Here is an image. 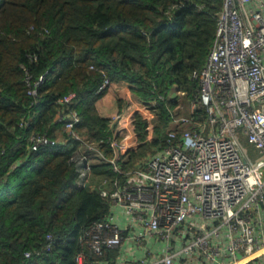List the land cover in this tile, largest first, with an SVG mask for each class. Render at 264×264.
Wrapping results in <instances>:
<instances>
[{"label":"trees","instance_id":"1","mask_svg":"<svg viewBox=\"0 0 264 264\" xmlns=\"http://www.w3.org/2000/svg\"><path fill=\"white\" fill-rule=\"evenodd\" d=\"M222 6L223 0H0V264H76L78 254L90 255L82 232L109 213L107 199L75 188L70 157L81 143L56 123L58 100L76 93L75 131L100 142L106 158L114 156L106 144L110 119L97 113V101L126 84L140 102L152 103L154 139L146 140V121L136 115L141 145L120 165L125 172L143 167L164 145L176 106L171 93L198 92L190 75L205 64ZM47 70L37 95H28L26 78L33 83ZM105 78L109 85L97 92ZM117 104L123 112L126 102ZM33 133L63 139L31 151ZM92 170L96 178L123 179L107 163ZM47 234L52 250L26 258Z\"/></svg>","mask_w":264,"mask_h":264},{"label":"built area","instance_id":"2","mask_svg":"<svg viewBox=\"0 0 264 264\" xmlns=\"http://www.w3.org/2000/svg\"><path fill=\"white\" fill-rule=\"evenodd\" d=\"M48 74L33 83L26 78L28 95H37ZM190 79L198 92L189 114L177 113L179 106L171 111L164 145L142 169L128 172L120 165L140 145L135 116L146 121V140L152 139L154 105L135 100L127 112L111 117L106 144L114 156L106 158L100 142L85 141L75 131L80 122L73 109L76 93L58 100L63 110L56 123L81 143L70 157L75 188H89L127 212L124 229L106 218L82 232L81 241L99 260L120 249L116 263L125 264L132 259L131 245L144 264H264V0H223L205 64ZM108 85L105 78L97 92ZM34 116L20 127H28ZM242 139L263 158L252 163L241 149ZM59 142L39 133L27 139L31 151ZM95 163L111 165L124 180L96 178ZM54 242L47 234L40 250L24 256L49 252ZM154 243L162 249L150 260ZM84 259L83 252L78 254L76 264Z\"/></svg>","mask_w":264,"mask_h":264},{"label":"crops","instance_id":"3","mask_svg":"<svg viewBox=\"0 0 264 264\" xmlns=\"http://www.w3.org/2000/svg\"><path fill=\"white\" fill-rule=\"evenodd\" d=\"M116 94L120 96L116 97ZM117 100H123L127 104V101L133 103V101L138 99L127 91L126 84H115L111 86V88H109L108 92L99 101H97V113L101 117L111 119V117L115 113L119 112ZM127 110L128 109H126L125 112H127ZM138 169H142V167ZM123 180L124 178L122 179V181ZM107 218H110L112 221L119 224L124 229V224L127 220V212L121 207L111 205ZM161 249L162 246L154 243L152 246V252H150L149 254L150 260L155 259V257L158 256L156 252L161 253ZM120 252V249H111L106 252V254L101 258V260H99L94 255H89L87 258L84 259V264H117L116 257L120 254ZM129 256H132V259H128L125 264H144L141 259L143 257L142 253L138 249H134L131 245H129Z\"/></svg>","mask_w":264,"mask_h":264},{"label":"rangeland","instance_id":"4","mask_svg":"<svg viewBox=\"0 0 264 264\" xmlns=\"http://www.w3.org/2000/svg\"><path fill=\"white\" fill-rule=\"evenodd\" d=\"M120 95H117L116 94V97H119ZM170 98L171 99H173L175 102H176V106L174 107V109L172 110V111H174L175 110V108L176 107H181L180 109H177L176 110V112L177 113H180L181 115H188L189 114V109H190V102H191V98L190 97H187L185 94H181V95H177V94H175L174 92L171 94V96H170ZM135 101H133V103H134ZM133 103H130V102H128L127 101V104H126V106H125V109H124V111L123 112H125L126 111V109H130V107H131V105L133 104ZM137 104V103H136ZM129 105V106H128ZM127 107V108H126ZM136 108H138L137 106H136ZM123 112H117V113H115L114 115H116V114H121V113H123ZM151 116H152V113L150 112V116H149V118H151ZM154 120V117L152 118V122H153V128H152V130H153V133H152V135H153V137H154V126H155V122L153 121ZM170 126H168V128H169ZM60 135V134H59ZM58 135V136H59ZM152 137V138H153ZM60 139H63L62 138V135L59 137V140ZM154 139V138H153ZM241 149H242V151H243V153L247 156V158L252 162V163H255V162H258L259 160H261L262 158H263V155H261V154H259L258 152H257V150H255L254 148H253V146H251L250 144H248L247 143V141L245 140V139H242L241 140ZM140 145H141V142H140ZM139 145V146H140ZM139 146L136 148V149H138L139 148Z\"/></svg>","mask_w":264,"mask_h":264}]
</instances>
